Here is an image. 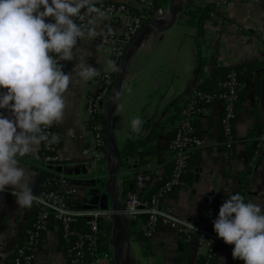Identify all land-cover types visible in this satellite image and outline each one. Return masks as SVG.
Segmentation results:
<instances>
[{
	"label": "crops",
	"instance_id": "1",
	"mask_svg": "<svg viewBox=\"0 0 264 264\" xmlns=\"http://www.w3.org/2000/svg\"><path fill=\"white\" fill-rule=\"evenodd\" d=\"M99 1L109 0H96ZM193 1L208 3L207 0ZM187 2L174 0L176 22L165 31H157L149 26L129 52L117 93L119 98L116 96L110 110L111 147L119 156L121 141L132 139L147 142L151 147L153 145L155 152L151 148L147 153L140 150L126 158L124 167L121 160L112 193L118 202L123 203L131 190H126L124 177L129 175L134 178L141 164L157 159L163 172L170 166L171 161L167 156L170 131L176 127L179 111L192 91L210 76L215 66L235 67L252 59L264 64V56L257 54L260 51L264 54L260 46L264 44V0H215L218 15L205 24L203 34H199L197 27L187 24L182 10ZM51 19L46 18V22ZM101 29L102 25L99 24L100 32ZM83 48L92 52L87 57L91 66L97 70L105 68L108 56L97 38L85 40ZM199 54L205 61L200 73L197 72ZM75 63V60L66 61L63 70L70 72ZM89 81L77 83L73 73V81L64 93L65 115L61 122L54 123V131L58 136L55 146L61 162L52 169L65 174L80 186L81 192L75 204L98 207L101 203L100 207L118 209L105 193L117 167V160L106 151L100 169L96 171L95 164L81 157V149L87 138L83 126V97ZM237 104L231 152L224 145L219 101L210 105L207 114L196 117V133L204 140L200 148L193 150L196 152L194 162L197 163L188 167L185 183L166 197V202L173 206L179 217H198L203 225L213 226V220L228 194L239 193L243 173L245 200L264 206V167L257 157V152L264 151L262 71L245 78ZM0 112L11 118L9 110L2 109ZM134 117H139L143 122L139 132L132 131L131 120ZM158 124L162 126L161 132H156L154 138L150 137L152 129ZM39 154L40 145L30 154L18 157L20 166L31 174L29 178L35 195L40 193L44 168ZM100 179L106 181L100 182ZM209 197H212L211 212L207 211ZM34 210V203L31 208H19L11 189L0 192V264H11L13 250L23 240L24 229L33 219ZM115 216L111 221L109 253L115 256L116 264V248L120 264H175L179 257L184 264L195 263L196 236L187 243L178 236L175 228L160 225L154 238L145 244L132 234L128 218L125 217L126 224L123 225L115 221ZM126 231L128 237L124 242ZM207 249L206 245H201V254L206 253ZM34 264H69L60 247L55 224L43 234ZM214 264H242V260L221 252Z\"/></svg>",
	"mask_w": 264,
	"mask_h": 264
},
{
	"label": "built area",
	"instance_id": "2",
	"mask_svg": "<svg viewBox=\"0 0 264 264\" xmlns=\"http://www.w3.org/2000/svg\"><path fill=\"white\" fill-rule=\"evenodd\" d=\"M207 2L215 3V0H207ZM156 4V0L96 2V6L105 12L104 18L99 22L102 29L97 40L107 53V60L112 59L119 65L127 44L146 21L153 19L160 25H167L170 22L168 7H157ZM88 19L89 17L86 16L84 22ZM260 46L264 49V44ZM257 54L264 56L261 51ZM65 62H61L63 68ZM97 72L98 74L90 79L83 97V126L87 138L86 144L81 149V157L95 164L96 171H99L106 154L105 108L116 72L104 69H98ZM241 87L237 71L231 69L217 91L206 92L195 88L180 109L176 131L167 142V156L171 161L170 173L163 180V170L159 167L157 159L144 162L140 165V171L134 174V189L123 199L126 218L136 220L140 216L145 217L141 230L148 239L154 238L160 225L175 228L178 236L187 243L196 236L194 264H214L221 252L232 254L234 245L224 243L222 238L217 237L213 226L203 225L200 218L176 215L173 206L166 202V197L185 183L183 174L188 170L190 152L204 144V140L196 133L194 121L198 115L207 114L214 101H219L221 105L219 121L224 145L228 151L232 150L233 120L236 117V105ZM44 133L49 139L52 136L57 137L52 144L46 141L40 144L39 159L44 167L52 171L42 181L40 193L36 195L37 199L34 201L35 217L25 227L23 240L14 248L11 264H34L43 234L52 224L57 226L59 237L65 246L63 252L69 264H115L113 254L100 252L98 238L101 234L100 222L112 221L118 209L81 206L74 203L81 192L80 186L65 174L52 169L61 162L55 146L58 136L54 131V124L45 128ZM257 157L264 167V151L257 152ZM155 183L158 186L147 195ZM207 205V211L211 212L212 197L208 198ZM82 220L85 224L77 226ZM201 245H206L208 248L203 255L200 252ZM175 264H184V262ZM242 264H244L243 260Z\"/></svg>",
	"mask_w": 264,
	"mask_h": 264
},
{
	"label": "clouds",
	"instance_id": "3",
	"mask_svg": "<svg viewBox=\"0 0 264 264\" xmlns=\"http://www.w3.org/2000/svg\"><path fill=\"white\" fill-rule=\"evenodd\" d=\"M104 16L96 0H0V110L11 112V118L0 112V192L11 189L19 208H31L37 196L18 157L41 142L56 141L44 129L63 120L64 93L73 73L77 83L98 74L87 62L92 52L83 42L101 35L98 25ZM73 60L72 70L65 72L61 62ZM104 70L118 72L119 67L108 59ZM142 123L134 117L132 131L139 132ZM213 229L234 245L233 259L264 264V206L245 201L240 193L228 194Z\"/></svg>",
	"mask_w": 264,
	"mask_h": 264
},
{
	"label": "trees",
	"instance_id": "4",
	"mask_svg": "<svg viewBox=\"0 0 264 264\" xmlns=\"http://www.w3.org/2000/svg\"><path fill=\"white\" fill-rule=\"evenodd\" d=\"M156 2H157V4H156L157 7L161 6V7L166 8L169 6L170 0H156ZM182 10H183V14L187 18V20H186L187 24L197 27L199 34H203L205 31V27H204L205 24L209 23V21H212L211 18L213 16L218 15L217 5L215 3L203 4L201 2H194L193 0H188V2L186 3L185 7H183ZM204 63H205V61L202 59V57L199 54V63H198V71L197 72L200 73L202 71ZM231 69H234L237 71L239 81L242 84L248 75L255 73L257 71H262L264 73V64L258 60L257 61L252 60V61H248L246 63H243V64L235 66V67L215 66L213 68L210 76L207 77L205 80H203L199 84L197 89L202 90V91H206V92L217 91L220 88L221 83L226 79V76ZM241 92H242V87H241V90L239 91V98H240ZM238 101H239V99H238ZM237 105H236V116H237ZM176 114H178V113H176ZM235 121H236V117L233 120V124L235 123ZM161 130H162L161 124L156 125L152 129V131L150 133V137L154 138L155 133L156 132L159 133V132H161ZM175 131H176V127H174L170 131L169 140L174 136ZM145 146H148L147 149H149V150L145 149L144 148ZM150 148L152 149V152H155V148L153 147V145L151 147V145H148L147 142L142 143L140 141H135L132 139H126L124 141H121L119 156L121 157V160H122V167H124L126 165V158L134 156L135 154L139 153L140 150L144 151V153H147V151H151ZM229 152H231V151H229ZM195 156H196V152L191 151L190 152V158L188 160V165H187L188 167L197 163L196 161L194 162ZM170 170H171V164H170V166H168V168H166V171L163 172V174H164L162 177L163 180L166 179L167 175L170 173ZM51 171L52 170H50V168H47V167H44L42 169V175H43L42 181L44 180L45 177H47L51 174ZM186 175H187V172L185 174H183V180L184 181L186 179ZM105 181L106 180L103 181V179H100V182H105ZM123 182H124V186H125L126 190L131 189L130 191H132L134 189V178L130 177L129 175H126L124 177ZM157 186H158V184L155 183L147 195H149L153 190H155ZM245 187H246L245 173H243V177L241 178V184L239 187L240 188L239 193L244 198H245ZM177 188H179V187H177ZM177 188H175L173 190V192ZM35 214H36V210H34L33 218L35 217ZM130 221H131V226H132V229H131L132 234L135 235L136 238H138L140 241H142L143 243L146 244L147 241H149V239L142 234V230H141V225L145 221V217L140 216L139 219L130 220ZM84 224H85V221L82 220L80 223L77 224V226L84 225ZM111 228H112V222L111 221L103 220L100 222L101 234L99 235V238H98L99 239L98 244H99V250L101 253H109V236L111 233ZM59 243H60L61 249L64 251L65 246H64L60 237H59ZM182 261H183V259L179 257L176 259L175 262L178 263V262H182ZM115 264H116V261H115Z\"/></svg>",
	"mask_w": 264,
	"mask_h": 264
},
{
	"label": "water",
	"instance_id": "5",
	"mask_svg": "<svg viewBox=\"0 0 264 264\" xmlns=\"http://www.w3.org/2000/svg\"><path fill=\"white\" fill-rule=\"evenodd\" d=\"M199 1H202V0H199ZM173 4H174V0H170L169 6H168V10L170 13V22L167 25H160L153 19L148 20L137 31L134 38L127 44L125 51L123 52V55L119 61V65H118L119 71L116 72L114 82H113V86H112V89H111V92L109 95V99H108V102H107L106 108H105L104 124H105L106 150L117 160V167L109 179V183L107 184V187L105 188V193L111 198L112 202H114L118 207L117 214L115 216V221L119 224L122 223L123 225L126 224L125 215H124V205L122 202L116 201L115 198L112 196L113 190L115 188L116 176L119 173V170L121 167V158L113 152L112 147H111L110 110H111L112 104H113V102L117 96L119 86L121 84L123 75L125 73V68L127 65L128 56H129V52H130L131 48L134 47L135 45H137V43L141 40V38L143 37V35L145 34V32L149 26L153 27L157 31H165V30H168L176 22V13L174 11ZM127 237H128V235H127V231H126L124 242L127 240ZM115 254L117 256V264H120V258L117 254V248H116Z\"/></svg>",
	"mask_w": 264,
	"mask_h": 264
},
{
	"label": "rangeland",
	"instance_id": "6",
	"mask_svg": "<svg viewBox=\"0 0 264 264\" xmlns=\"http://www.w3.org/2000/svg\"><path fill=\"white\" fill-rule=\"evenodd\" d=\"M99 206H102V205H101V203H100V205H99Z\"/></svg>",
	"mask_w": 264,
	"mask_h": 264
}]
</instances>
